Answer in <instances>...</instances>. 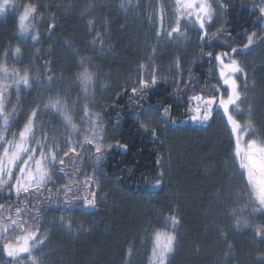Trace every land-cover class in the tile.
<instances>
[{"label": "trees", "instance_id": "1", "mask_svg": "<svg viewBox=\"0 0 264 264\" xmlns=\"http://www.w3.org/2000/svg\"><path fill=\"white\" fill-rule=\"evenodd\" d=\"M14 1L21 7L35 4L37 17L43 14L42 19L31 21L34 32L40 33V42L33 44L20 37L18 18L9 13L0 20V61L4 59L6 65L19 71L27 70L33 79L53 76L56 91L61 92L68 91L74 77L83 70L78 66L81 58H88L90 63L85 66L96 73L92 106L102 116L105 143L119 141L128 145L127 151L109 152L102 167L95 172L99 182L95 209L61 211L53 206L47 215L37 217L42 223L40 231L47 233L48 239L33 255L44 264H129L127 253L131 247L130 264H150L153 233L164 228V216L172 213L180 218L181 224L168 264H264V238L255 233L257 226L264 225V215L245 212L250 227L240 229L226 215L233 208L243 207L248 197L244 194L247 182L234 158L235 142L224 117L213 115L203 127L187 122L165 123L162 106L172 105L171 119L185 120L187 105L175 102L171 94L176 87L162 80L149 90L144 100L130 99L138 65L147 63L152 46L157 43L150 35L152 31L146 28L151 7L163 2L174 13V0H131V7L127 9L121 8L122 0ZM227 2L230 7L222 14L219 28L232 30L235 39L232 46L246 43L245 33L264 36V21L258 19L257 0ZM139 14L142 26L135 21ZM89 20L94 22L93 29L88 26ZM49 24L55 25L51 32ZM98 32L103 37V50L99 40L95 46L92 44ZM220 44L213 46L216 51L225 50ZM17 47L21 49L19 58L12 54ZM255 50L258 56L264 57V44L257 45ZM200 52L199 47L197 55L181 59L186 81L190 74L198 81L186 96L217 83L214 62L209 63L207 58L201 60ZM154 66L159 68L160 76L172 68L167 47L157 48ZM257 74L264 86V69ZM68 93L73 96L71 91ZM19 99L17 126L20 130L30 113L28 107L34 104L26 93L21 92ZM146 111L154 115L149 125L145 121ZM141 124L148 125L150 130L156 129L157 136L153 137ZM253 127L256 135L264 138V115H259ZM158 157L163 160L162 169L156 164ZM160 171L165 173L163 184L153 189L151 185ZM91 175L92 168L86 166L79 179ZM53 181L59 187L67 178L58 177ZM93 189L96 190L95 185ZM23 200V194L20 199L0 195V204L11 206L13 212L17 207H25ZM38 203L39 200H32L28 207ZM45 207H48L46 203ZM61 216L65 223L72 222L71 231L59 222ZM3 241L0 237V243ZM2 253L0 249V256ZM19 264H30L29 257L27 263L24 260Z\"/></svg>", "mask_w": 264, "mask_h": 264}, {"label": "snow or ice", "instance_id": "2", "mask_svg": "<svg viewBox=\"0 0 264 264\" xmlns=\"http://www.w3.org/2000/svg\"><path fill=\"white\" fill-rule=\"evenodd\" d=\"M257 2L260 5L258 19L264 20V0H257ZM120 6L125 9L131 7V0H127V2L122 0ZM9 7H15V5L11 4L10 0H3L0 3V15H3ZM229 7L227 0H175L173 13L175 21L169 29L164 26L167 12L163 3L159 4L158 11L149 17V20L158 23L155 31L158 43L164 38H167L169 43L187 41L189 39L188 25H191L199 35L200 59L207 58L209 63L215 62L217 83L211 88L205 86L196 94L186 96L189 88H195L198 81L191 74L187 81L182 79L173 81L176 88L171 95L175 102L187 105L185 120L171 119L169 113L172 105L162 106L161 116L165 123L170 122L172 125H180L188 121L205 125L210 122L215 111L223 110L226 127L231 139L235 141L234 158L238 162L239 169L243 170L241 175L247 182L244 194L248 197V202L243 207L233 208L226 213L229 218L235 220V227L240 229L250 227L248 219L244 216L245 212L249 215H264V138L245 140L246 136L256 135L251 115H249V120L244 123L236 118L245 111L251 114L252 108L247 93L255 89V82L249 84L247 66L236 57L247 55L258 42L264 44V36L257 37L254 32L245 33L247 42L236 47L232 46L235 44V39L230 28H217L210 34L209 28L217 14H223ZM42 18V13L37 17V5L24 6L23 13L19 15L20 35L25 38L30 36L34 44L39 43L40 33L33 31L35 26L31 21ZM182 25L184 26L183 30ZM88 26L93 29L94 22L89 20ZM54 27L55 25L49 24V31L54 30ZM239 35L237 33V36ZM97 40L100 41L101 50H103V37L99 32L92 41L93 46ZM217 42H221L220 46L225 50L216 51L213 46ZM66 46H68L67 42ZM204 48L210 50L204 52ZM156 51L157 46L153 45L152 55L149 56L147 63L138 65L137 79L131 88L130 99L144 100L149 90L157 87L160 83L159 68L154 66ZM20 53L21 49L17 47L12 54L19 58ZM7 54L6 51L5 59ZM86 63H90V60L81 58L78 66L83 70L74 77L75 82L80 85L81 95L77 100L71 102V108L74 109L80 100L85 101L81 123L78 125L74 121L68 102L69 93L61 91L54 96L47 97L43 101V107L37 105L32 108L22 128L18 133H13L11 139L8 138L7 133L10 131L13 118L17 115V108L14 107L11 111L7 110L11 93L15 91L17 99H19V93L24 89H31L33 85L51 91L56 78L48 76L45 79H33L27 70L21 74L15 69L10 70L6 65L0 64V192L7 189L9 199L12 195L20 199L23 194L25 204L24 208H15L14 214L11 206L0 204V237L5 238L0 243V249L7 257L11 258L14 264H19L24 255L29 257L30 264H44L41 258L33 255V252L43 247L48 239L47 233H41L42 223L37 217L47 215L53 206L61 211H73L77 208L95 209L96 197L99 194V182L95 177V172L102 167L109 152L115 149L124 151L128 149L127 144H122L119 141L115 144L105 143L106 128L102 123V116L98 112H93L90 107L94 96L96 73L90 71L85 66ZM195 63L194 60L193 64L195 65ZM174 67L177 75L182 76L179 58L174 61ZM189 72L191 73V69ZM164 82H168L166 78ZM181 83L184 84L183 88L180 87ZM206 92L211 94H204ZM245 103L249 104L247 109L241 107ZM142 108L143 105H141ZM42 114L58 118L65 131L59 133L53 129L50 137L49 133L44 131L48 125L37 123V118ZM137 119H139V112ZM140 127L145 131L150 130L146 124H141ZM150 131L153 137L157 136L156 129L153 128ZM61 152H63L62 155H60ZM156 164L162 169V158L158 157ZM86 166L92 168L93 175L85 176V179L80 180L79 176L83 174ZM164 175L165 173L160 171L151 188L161 187ZM53 177H59L62 180L67 178V182L58 187L53 181ZM93 185L96 186V190L93 189ZM45 191L47 192L46 196L44 195ZM32 200H39L40 203L29 208L28 205ZM45 203L48 207H45ZM59 222L65 225L66 230H72V222L65 223L63 216ZM164 224L171 225V231L167 229L154 231L150 264H168L175 251L178 242L176 229L180 226L181 220L177 215L170 213L164 216ZM10 232H18L19 235H16L14 240H8L7 235ZM255 233L264 238V225L257 226ZM224 238L226 239V236ZM131 255L132 249L129 247L127 253L129 264Z\"/></svg>", "mask_w": 264, "mask_h": 264}, {"label": "rangeland", "instance_id": "3", "mask_svg": "<svg viewBox=\"0 0 264 264\" xmlns=\"http://www.w3.org/2000/svg\"><path fill=\"white\" fill-rule=\"evenodd\" d=\"M2 2H3V0H0V3H2ZM174 2H175V0H174ZM10 3L14 4L15 7H9L8 10L3 15H0V20L5 15H7L9 13H14V15L18 18V33H19V15L23 13L24 7H21L18 4H16V2L14 0H10ZM159 3H163V2H159ZM151 5H150V7H151ZM151 8H152V12H149V14H150L149 17L153 16V14L158 11L159 4L158 5L153 4ZM165 9H166V7H165ZM166 12H167V16L165 18L164 26L166 29H169L174 24L175 16L173 15V12L169 11L168 9H166ZM149 17H147L149 25L146 26V28L148 27L150 32L152 31V33H150V35L157 42V39L155 37V31H156V28L158 27V23L155 21L150 22ZM221 18H222V14L218 13L216 18L214 19V22L211 25V27L212 26H214V27L212 29H211V27L209 28L210 34L214 31H216V29L220 27V25L222 24ZM135 21L138 23V25L143 24V19H142L141 14L137 15V18ZM183 27L184 26L182 25V30H183ZM188 28H189V31H188L189 39L187 41H182V42L173 41L172 43H169L167 41V38H164V39H161L159 41V43L158 42L155 43L156 46L159 45L158 47H160V46H161V48L167 47L170 50V58H172V68H168V70L166 71V74H163L160 77H161L162 81H164V79L166 78L167 81L171 82L175 87H176V84L173 82L174 80L182 79L183 81H186V77H185V70L183 68V62H181V70H182V76H181V75H177V71L174 67V61L177 58H179L180 61H181V59H184L185 57H187V59L192 58L194 55H197V52H199V47H198L199 35H198L197 31L194 28H192L191 25H188ZM263 30H264V22H263ZM19 35H20V33H19ZM256 35H257V37H261V35L260 36L258 34H256ZM20 37H22L23 39L29 40V41H31V43L34 44V42L32 41L30 36L25 38V37L20 35ZM257 45H259V42ZM257 45L253 46V50L250 51L247 55L236 57L244 65L247 66L246 70L249 73V84H252L253 82H255V89L250 90L247 93V97H248V100H249V102L251 104V108H252L251 114H249L248 111H245L242 115H238L236 117L241 123L248 121L249 115H251L252 124H255L256 121L259 119V115L260 114L264 115V86L260 84V80L258 79V74H257L260 70L264 69V63H262V62H264V57L258 56V52H256V50H255L257 48ZM183 54L186 56H184ZM4 61L5 60L2 59L0 61V64L6 65V63ZM6 67H8L10 70L15 69V70L19 71L14 66L6 65ZM213 70H214V72H216L215 71V62H214V69ZM19 72L21 74L23 73L22 71H19ZM55 84H56V81L52 85V88H54L55 91H49L48 89L41 88L37 85H33V86H35L34 87L35 90L33 88H31V89H24L21 91L22 93H26V95H29L30 98L31 97L33 98L32 103L34 105L28 107L30 112H31L32 108L37 107V105H40L41 107H43V101H45L47 99V97L54 96L57 94V92H59V91H56V85ZM95 87H96V79H95V84H94V89H93L94 93H95ZM52 88H51V90H53ZM69 91H71L73 96H74L73 97L71 94H69V97H68L70 110L72 111L74 121L79 125L81 123L82 109H83V105H84L85 101L80 100L79 104L74 109L71 108V102L73 100H77L78 97L81 95L80 85L74 81L73 84L70 85V88H68L67 92H69ZM21 92L19 93V95L21 94ZM93 98H94V96L92 97L90 107L92 108L93 112H97V111H95V109L92 106V101L94 100ZM11 99H12V101H11ZM61 99H64V97H61ZM10 101L12 103L11 102L7 103V110L11 111V109H13L15 107V108H17V115L13 118V121L10 124V131L7 133V136L9 139L12 138L13 133H18V131H19L18 126H17V121H18L17 118H18V109L20 108L18 106L21 104V100L17 99V94L15 93V91H13L11 93ZM241 107L244 109H247L249 107V104L245 103V104L241 105ZM214 116L224 117L223 116V110L221 109V110L215 111ZM224 119L226 121L225 117H224ZM153 120H154V115L152 114V112L146 111L145 112V121L146 122L148 121L147 122L148 125ZM145 121H144V123H145ZM37 123L38 124L44 123V124L48 125V127L45 128L44 131L48 132L50 137H51V133H52L53 129H55L59 133H63L65 131L60 120L58 118H54L51 115H43L42 114L41 116H39L37 118ZM102 123L104 125L103 119H102ZM209 123H207L205 125H199L195 122H191V121L187 122V124H190L193 126H200V127L206 126ZM148 125H147V127H148ZM257 138H259L257 135H255V136L249 135V136L245 137V140L257 139ZM242 147H243V145H242ZM64 150L66 151L67 149H64ZM62 154H63V152L60 153V155H62ZM16 171L18 172V169H16ZM241 171H243V170H241ZM57 178L58 177H53V180H57ZM257 178H259V176H257ZM13 182H15V181L13 180ZM0 195L8 197L7 189H5L3 192H0ZM11 198L14 199V198H16V196L12 195ZM5 214H7V213H5ZM13 214H14V212H13ZM165 229H167L168 231H171V225H165L164 228L162 229V231ZM177 230H178V228L176 229V232H177ZM16 235H19V233L18 232H10L7 235V239L8 240H14ZM2 238H4V237H2ZM24 257H26V258H24ZM24 260L27 263V260H28L27 255L22 256L20 262H22ZM0 264H14V262L11 260V258L7 257L4 253H2V256H0Z\"/></svg>", "mask_w": 264, "mask_h": 264}]
</instances>
